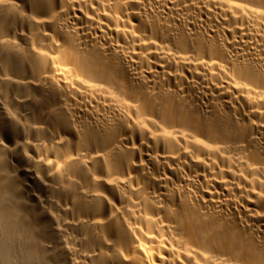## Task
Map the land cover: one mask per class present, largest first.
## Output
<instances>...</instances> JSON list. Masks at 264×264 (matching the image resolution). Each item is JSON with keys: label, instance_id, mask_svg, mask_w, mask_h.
I'll list each match as a JSON object with an SVG mask.
<instances>
[{"label": "bare ground", "instance_id": "1", "mask_svg": "<svg viewBox=\"0 0 264 264\" xmlns=\"http://www.w3.org/2000/svg\"><path fill=\"white\" fill-rule=\"evenodd\" d=\"M0 264H264V0H0Z\"/></svg>", "mask_w": 264, "mask_h": 264}]
</instances>
